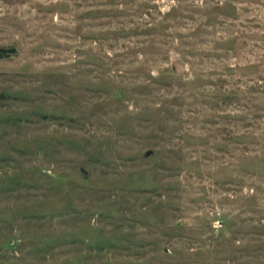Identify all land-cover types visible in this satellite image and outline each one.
Masks as SVG:
<instances>
[{"label": "rangeland", "instance_id": "374dc122", "mask_svg": "<svg viewBox=\"0 0 264 264\" xmlns=\"http://www.w3.org/2000/svg\"><path fill=\"white\" fill-rule=\"evenodd\" d=\"M0 264H264V0H0Z\"/></svg>", "mask_w": 264, "mask_h": 264}]
</instances>
